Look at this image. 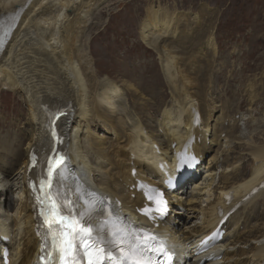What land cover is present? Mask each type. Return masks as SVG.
I'll return each instance as SVG.
<instances>
[{
  "label": "bare ground",
  "instance_id": "6f19581e",
  "mask_svg": "<svg viewBox=\"0 0 264 264\" xmlns=\"http://www.w3.org/2000/svg\"><path fill=\"white\" fill-rule=\"evenodd\" d=\"M101 1L0 0V24L22 14L0 53V85L22 94L32 123L25 147L16 137L0 142V264H34L40 248L41 220L35 208L40 180L49 162L59 157V192L73 189L63 182L68 165L90 192L110 201L120 218L154 232L174 253L175 264H264V146L241 141L239 135L235 143L253 163L247 170L240 152L230 161L229 152H237L226 139L233 127L224 112L216 119L218 108L208 98L211 81L207 85L205 78L211 61L202 63L198 58L205 55L200 54L185 56L188 42L206 39L205 46H212V26L196 19L199 27L187 32L180 13L162 17L160 8H148L143 34L161 52L173 100L150 108L143 102L129 128L116 115L117 102L126 93L135 100L136 93L119 81L98 79L87 35L92 25L89 9ZM106 105L111 111H105ZM151 109L161 117L145 124ZM96 120L99 128L110 127L116 139L98 136ZM213 144L224 149L210 159ZM95 152L97 156H91ZM185 153L203 162L201 175L199 170L181 174ZM218 167H223L219 174ZM175 172L182 184L173 191L167 179ZM150 186L164 190L166 213H144L152 206L145 193ZM196 186L202 191H197L198 198L207 201L204 206L194 201L195 193L190 197ZM189 212L200 222L190 224L194 216ZM218 229L223 237L204 249L203 239Z\"/></svg>",
  "mask_w": 264,
  "mask_h": 264
},
{
  "label": "rangeland",
  "instance_id": "374dc122",
  "mask_svg": "<svg viewBox=\"0 0 264 264\" xmlns=\"http://www.w3.org/2000/svg\"><path fill=\"white\" fill-rule=\"evenodd\" d=\"M152 6L162 10V17L180 13L182 25L187 32L199 27L196 21L200 19H205L212 26L209 42L213 48L205 46L206 39L188 42V45L185 44L189 47L186 48L188 52L185 56L191 58L195 54L197 57L205 55L198 59L202 63H207L205 60L211 61V68L206 72L205 78L206 83H212H207L208 98L218 108L216 119L224 112L229 119V126L233 127L232 134L226 139L232 141L231 145L237 152H229L230 161L240 152L241 156L244 154V162L249 170L252 158L235 141L240 135L241 141H258L255 144L264 146V0H102L96 7L92 6L88 13V17L92 18V25L87 35L90 37L98 79L119 81L123 88L130 86L131 91L136 93L135 100H131L130 94L126 93L120 95L122 99L117 102L119 113L116 115L120 119L124 118L129 128L136 123V109L140 113L144 108L143 102L150 108L157 102L163 104V101L168 106L173 100L161 52L158 53L143 34L147 11ZM30 36L35 37L36 34ZM100 90L102 91L100 88L98 92ZM105 107L106 112L111 111L108 105ZM148 113L149 116L143 120L145 124L161 117L153 109ZM99 122L96 120L93 123L96 134L110 139V142L115 140V133L110 127L99 128ZM211 122L214 124L216 121ZM31 125L30 109L22 94L0 85V142L10 143L13 140L7 139L16 137L25 147L32 131ZM260 137L263 141L259 140ZM217 146L219 145L213 144L210 159L224 149V146ZM91 156H97L96 152ZM222 170L223 167H218L217 174ZM205 180L206 177L200 180V185L204 186ZM197 187L191 190L193 193L190 197L195 193L194 201L201 202L204 206L207 201L198 198V192L202 191ZM180 212L183 213L184 210ZM189 214L194 216L190 224L200 222L195 213Z\"/></svg>",
  "mask_w": 264,
  "mask_h": 264
},
{
  "label": "snow or ice",
  "instance_id": "6c2138e0",
  "mask_svg": "<svg viewBox=\"0 0 264 264\" xmlns=\"http://www.w3.org/2000/svg\"><path fill=\"white\" fill-rule=\"evenodd\" d=\"M3 43L0 39V47ZM62 165L63 157L49 162L37 196L40 215L49 229L50 264H154L148 253L155 237L124 223L114 214L110 201L86 192L79 184L65 193L57 190L56 178ZM94 220L99 223L93 224Z\"/></svg>",
  "mask_w": 264,
  "mask_h": 264
}]
</instances>
